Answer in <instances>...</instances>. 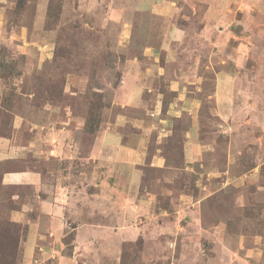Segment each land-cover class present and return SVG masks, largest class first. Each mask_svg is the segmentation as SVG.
<instances>
[{"label":"rangeland","instance_id":"rangeland-1","mask_svg":"<svg viewBox=\"0 0 264 264\" xmlns=\"http://www.w3.org/2000/svg\"><path fill=\"white\" fill-rule=\"evenodd\" d=\"M49 2L0 0V264L46 206L49 264H264V0Z\"/></svg>","mask_w":264,"mask_h":264},{"label":"crops","instance_id":"crops-1","mask_svg":"<svg viewBox=\"0 0 264 264\" xmlns=\"http://www.w3.org/2000/svg\"><path fill=\"white\" fill-rule=\"evenodd\" d=\"M194 123V122H193ZM195 127V126H194ZM197 128V127H196ZM197 132H198V128H197ZM0 155H4L7 154L10 151L11 148V144H8V142H6L10 137L7 136H3L0 135ZM5 138V139H4ZM195 141V139H193ZM196 143V141H195ZM29 145H32V143H29ZM111 147V146H109ZM120 145L115 146L114 148L117 149L119 148ZM195 147H192V150ZM110 151L109 155L107 157H115L116 156V150ZM199 149V148H198ZM91 153H94L93 151ZM114 153V154H113ZM196 152H194L195 154ZM2 155V156H3ZM193 159V155L190 156V158L188 157L187 160H192ZM199 159V158H198ZM186 162H190V161H186ZM122 166V165H121ZM40 177H38L39 179ZM41 179V178H40ZM52 209L50 206H46L45 207V211H42V215L40 214L41 212L39 211V213H37L35 210V215L32 220H27L25 223H20V224H27L28 228H29V224L32 225L33 227V232L30 234V236L28 235L27 239H26V245L29 246V253H28V260L30 263L33 262H37V264H49V262L56 260L54 258L55 255H52V258L49 261V257H47L45 260L43 258L44 253L42 252H36L37 248L40 249V251H43L42 245H54L57 247L59 246V241H51L53 240L54 236L56 235V233H61V235L64 237L67 232L65 230L66 226H67V220H66V214H64L63 212V216L61 217V215H58V217H54L52 215ZM61 213V211H60ZM66 213V212H65ZM22 214V213H20ZM18 217H14L12 220H17ZM97 220L99 221V218H97ZM20 221L24 222V217L22 219H20ZM90 229H102L101 231H103V228H105L106 226L103 225L102 223L99 224H95V221H92L91 224H89ZM82 226H87V224H82L79 226L74 227V229L78 228V227H82ZM40 231V232H37ZM58 240L63 241L62 237L57 236ZM23 241V239H22ZM47 260V262H46ZM59 260V259H58ZM46 262V263H45ZM58 261H54L55 264H57Z\"/></svg>","mask_w":264,"mask_h":264},{"label":"trees","instance_id":"trees-1","mask_svg":"<svg viewBox=\"0 0 264 264\" xmlns=\"http://www.w3.org/2000/svg\"><path fill=\"white\" fill-rule=\"evenodd\" d=\"M61 2H62V0H50V2H49V7H48V13H47V16L48 17H52L53 16V14H54V12H55V7H59L60 8V6H61ZM103 103H101L98 107H101V105H102ZM97 108V107H96ZM96 110V109H95ZM97 115H95L94 117H92V120H94L92 123H90L89 125H90V127H91V132H95V134H96V128H97V126H99L100 125V123H101V119H99V112H98V110H97ZM99 133V132H98ZM3 136H6V135H3ZM8 137V136H7ZM14 226H17V227H19L20 228V230L22 229V227H23V225L22 224H16V223H12ZM9 229H11V228H9ZM16 229V231H18V228H15ZM7 236V232H5L4 230H2V236L3 237H5L6 238V236ZM15 238H16V240L18 241V242H20L22 239L21 238H19L18 237V235H16L15 236ZM19 245V244H18ZM17 250V249H16ZM15 250V251H16ZM14 251V252H15ZM120 264H133L130 260H129V256H127L126 258H121L120 259Z\"/></svg>","mask_w":264,"mask_h":264}]
</instances>
